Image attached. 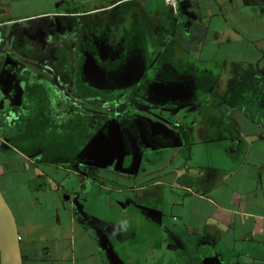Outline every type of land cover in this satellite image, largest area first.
<instances>
[{
    "label": "crops",
    "instance_id": "0c3cea01",
    "mask_svg": "<svg viewBox=\"0 0 264 264\" xmlns=\"http://www.w3.org/2000/svg\"><path fill=\"white\" fill-rule=\"evenodd\" d=\"M176 2L0 0V191L22 264H264V0ZM58 33L181 60L162 143L148 131L138 151L87 143L62 159L15 140L42 100L28 83L47 86L28 78L27 43Z\"/></svg>",
    "mask_w": 264,
    "mask_h": 264
},
{
    "label": "rangeland",
    "instance_id": "374dc122",
    "mask_svg": "<svg viewBox=\"0 0 264 264\" xmlns=\"http://www.w3.org/2000/svg\"><path fill=\"white\" fill-rule=\"evenodd\" d=\"M28 29L29 33L35 32L32 31V26H28ZM49 37H54L52 45H49V41H41V37L38 36L36 38L38 47L32 49L34 52L30 51L31 47L29 42L27 43L28 53L37 55L29 56L25 66L28 78L38 80L43 76L44 80H40V83L44 86L47 84L45 89L48 91L49 87L53 94L49 107L53 106L56 120L70 118L73 114L79 113L83 115L82 120L87 121L89 126L92 121H99L100 127L89 142V145L96 150L103 147L109 149L108 152L115 148L118 151L141 150L149 143L148 131H155L153 144L158 145L165 140L163 132L167 129L165 127L167 121L164 122V119L169 109L171 114L174 113L172 98L168 95L180 92L178 88H171L169 82L165 81H172L173 86L174 82H182L183 74L177 71L181 60L173 58L171 62L164 54L160 57H151L147 47L148 42L140 41L137 42L139 47L132 46L135 50H130L126 59L117 68L106 69L97 63L93 51L85 50L83 52L85 59L81 68L82 82L89 88L109 94L117 93L118 96L113 99L82 96L81 92L74 88L73 81L77 68V55L84 40L79 39V35L75 40H68L67 35L59 33ZM96 43H99L98 52L102 59L118 57L124 45L123 41ZM129 46L130 42L127 43V48ZM51 52L56 53V56H51ZM164 61L169 62L167 65L169 68L166 69L163 64L158 66ZM165 97L168 98L167 103H164ZM176 100H179V96ZM39 109L40 106L38 115L37 111L34 112L35 116H39ZM49 110L47 108L48 112ZM117 112L120 116H115L114 113ZM22 146L28 150L26 139L22 140ZM94 156L97 160L96 154ZM5 197L11 204L10 197L7 194ZM197 255L199 258L198 252ZM194 262L193 260L192 263Z\"/></svg>",
    "mask_w": 264,
    "mask_h": 264
},
{
    "label": "trees",
    "instance_id": "16d2710c",
    "mask_svg": "<svg viewBox=\"0 0 264 264\" xmlns=\"http://www.w3.org/2000/svg\"><path fill=\"white\" fill-rule=\"evenodd\" d=\"M123 43V49L119 53L118 57L112 59H102L92 42L84 41L81 44L80 53L77 55V68L75 71L73 84L74 88H77V90L81 92L82 96H99L102 99H113L118 96L117 93L109 94L87 87L82 82L81 68L85 59V55H83V52L87 49L93 50L95 59L100 66L105 67L106 69L117 68L125 60L128 53V41H124ZM38 80L41 79L38 78ZM28 84L29 86L26 91V96H30L32 98L36 96V98H40L42 100H38L37 103L29 104L28 107L32 108L31 113L28 114L27 118L22 122L20 130L21 133L17 136V138H15V140L26 139L28 149H41L44 151L45 155H48L49 152H52L62 159L67 158L64 154L66 151H70V156L76 155L84 145L89 143L91 138H93L94 133L98 131L100 127V125L98 124L99 121H92L91 125L89 126L87 124V121L85 122L82 120L83 115L79 113L68 119H62L58 122L50 121L46 117V114L50 113L51 111L49 110V105L51 103L50 93L47 92L44 87L42 93H40L38 90L36 93V85L30 83ZM38 86L39 85H37V87ZM39 106V116H35L34 112L37 111L38 115ZM47 108L49 112L47 111ZM111 112L113 113L114 110H112ZM114 114H116L115 116H120L119 112ZM179 130L182 138L186 142L188 140L189 127L182 126Z\"/></svg>",
    "mask_w": 264,
    "mask_h": 264
},
{
    "label": "water",
    "instance_id": "95a60500",
    "mask_svg": "<svg viewBox=\"0 0 264 264\" xmlns=\"http://www.w3.org/2000/svg\"><path fill=\"white\" fill-rule=\"evenodd\" d=\"M0 260L1 264H22V256L13 211L0 191Z\"/></svg>",
    "mask_w": 264,
    "mask_h": 264
},
{
    "label": "built area",
    "instance_id": "2783aa9c",
    "mask_svg": "<svg viewBox=\"0 0 264 264\" xmlns=\"http://www.w3.org/2000/svg\"><path fill=\"white\" fill-rule=\"evenodd\" d=\"M164 2L165 4L170 6L174 12L176 11V5H177L176 0H164ZM0 264H1V260H0Z\"/></svg>",
    "mask_w": 264,
    "mask_h": 264
}]
</instances>
